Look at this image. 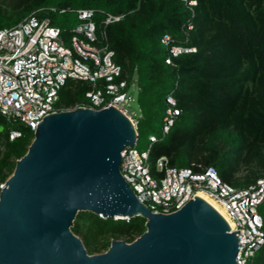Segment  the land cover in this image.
Here are the masks:
<instances>
[{
	"label": "trees",
	"instance_id": "obj_1",
	"mask_svg": "<svg viewBox=\"0 0 264 264\" xmlns=\"http://www.w3.org/2000/svg\"><path fill=\"white\" fill-rule=\"evenodd\" d=\"M78 9H95L98 23L105 12L123 15L106 31L128 84L138 86L137 146L146 143L152 175L163 176L157 164L166 156L170 166H213L232 186L264 177V0H198L192 8L182 0H0V28L39 10L69 37ZM165 34L195 50L168 63ZM90 89L87 81L69 79L57 107L88 103ZM170 107L179 113L162 133ZM15 130L21 135L11 137ZM33 137L25 123L0 114V184ZM258 211L264 220V199ZM145 223L139 215L110 218L81 211L72 230L94 253L107 250L112 238L133 241L146 230ZM249 264H264V244Z\"/></svg>",
	"mask_w": 264,
	"mask_h": 264
},
{
	"label": "water",
	"instance_id": "obj_2",
	"mask_svg": "<svg viewBox=\"0 0 264 264\" xmlns=\"http://www.w3.org/2000/svg\"><path fill=\"white\" fill-rule=\"evenodd\" d=\"M33 133L0 184V264H237V231L202 197L170 213H155L137 198L120 165L138 131L118 108L59 110ZM81 211L139 215L146 230L90 253L72 230Z\"/></svg>",
	"mask_w": 264,
	"mask_h": 264
},
{
	"label": "built area",
	"instance_id": "obj_3",
	"mask_svg": "<svg viewBox=\"0 0 264 264\" xmlns=\"http://www.w3.org/2000/svg\"><path fill=\"white\" fill-rule=\"evenodd\" d=\"M182 1L190 8L198 4V0ZM38 12L33 11L15 26L0 28V114L20 120L34 132L43 117L64 110L56 105L59 91L69 79H76L91 86L88 103L80 106L93 109L114 106L137 128L138 120L125 105L133 99L129 94L131 85L124 68L115 60L106 31L109 24L121 20L123 15L105 12L98 23L95 9H78L77 22L67 37L61 26L49 17H40ZM172 40L170 34L162 38L170 53L168 63L172 62V56L195 50ZM168 101L176 104L172 98ZM178 113L175 107L167 110L162 133L168 132ZM19 135L21 132L15 130L11 137ZM150 139L157 138L152 135ZM157 167L164 171L160 178L151 173L149 149L140 151L137 143L122 151L123 177L137 198L155 213L173 212L198 191L208 192L225 209L230 230L237 231V264H249L264 244V220L258 211L264 199V177L240 187L224 182L213 166L197 163L188 167L170 166L167 157L162 156Z\"/></svg>",
	"mask_w": 264,
	"mask_h": 264
},
{
	"label": "rangeland",
	"instance_id": "obj_4",
	"mask_svg": "<svg viewBox=\"0 0 264 264\" xmlns=\"http://www.w3.org/2000/svg\"><path fill=\"white\" fill-rule=\"evenodd\" d=\"M73 25L76 24V20L72 19L71 20ZM129 94L133 97V99L127 100L125 105L126 107L129 109V111H131V113L135 116H139L141 113V109L138 103V86L136 84V82L134 81L129 89ZM146 143L144 141L140 142L139 145L137 146V148L140 151L146 150L147 146H145ZM106 251V250H105ZM104 252V251H102ZM94 253H99V252H94Z\"/></svg>",
	"mask_w": 264,
	"mask_h": 264
},
{
	"label": "bare ground",
	"instance_id": "obj_5",
	"mask_svg": "<svg viewBox=\"0 0 264 264\" xmlns=\"http://www.w3.org/2000/svg\"><path fill=\"white\" fill-rule=\"evenodd\" d=\"M196 195L202 197L207 202H209L226 219L228 224L231 223L225 209L220 205V203L218 201H216L214 198H212V196H210L208 192L200 190L197 192Z\"/></svg>",
	"mask_w": 264,
	"mask_h": 264
},
{
	"label": "snow or ice",
	"instance_id": "obj_6",
	"mask_svg": "<svg viewBox=\"0 0 264 264\" xmlns=\"http://www.w3.org/2000/svg\"><path fill=\"white\" fill-rule=\"evenodd\" d=\"M193 2H195V0H193Z\"/></svg>",
	"mask_w": 264,
	"mask_h": 264
}]
</instances>
